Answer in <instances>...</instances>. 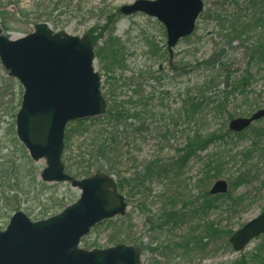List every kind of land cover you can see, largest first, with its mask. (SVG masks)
Instances as JSON below:
<instances>
[{
    "label": "rangeland",
    "instance_id": "rangeland-1",
    "mask_svg": "<svg viewBox=\"0 0 264 264\" xmlns=\"http://www.w3.org/2000/svg\"><path fill=\"white\" fill-rule=\"evenodd\" d=\"M136 1L0 0V29L5 35L26 36L34 31L35 24L41 23L47 24L53 32L92 38L96 45L94 67L102 79L103 96L108 102L109 92L115 95L114 101L131 100L129 105L142 113L141 120L130 119L127 129H120L124 140H120L122 144L118 152L122 157L112 159L126 179L140 177L152 162L176 164L182 156L178 151L184 148L187 137H192L194 131L200 130L198 132L204 138L225 136L210 144L206 152H200L187 167L177 170L180 174L178 179L153 181L142 187H136L137 182L131 181L122 192L129 205L126 216L96 226L82 240L81 248L105 250L116 244L139 247L143 264H241L243 259H246V264H261L260 261L264 260V236L252 241L241 252H235L225 243L223 236L215 240L205 239L204 243L209 244L205 251L186 252L184 245L179 247V244L193 236L196 230L203 231L199 227L204 224L203 220L212 222L218 232L227 233L236 231L264 212V118L241 135L229 131L232 119L250 117L264 109V63L250 59L252 45L260 40L264 44V28L258 32L248 31L241 39L229 43L231 34L227 31L230 26L227 16H236V8L243 10V13L239 12L241 17L244 16V12H248L246 0H202L204 10L194 34L175 47L171 59L163 24L142 13L132 16L120 13L121 7L133 5ZM111 48L123 55L122 64L109 66L108 57L114 54L109 55ZM213 57L218 60L213 66L203 65ZM244 77L248 78V85L243 91L235 89L237 81ZM210 81H215V86L209 96H218L220 101H224L226 113L214 118L208 110L203 122L196 120L194 123L188 119L184 109L185 97L197 86ZM18 93L22 97V87L7 77L0 64V164L6 157L14 158L17 164L25 166L23 153L12 142L10 125L14 119L9 112H4ZM72 141L76 143V137ZM85 141L88 147L91 138ZM72 144L67 153L70 156L78 146ZM90 157L86 155L85 161ZM210 161L217 162L214 167L218 173L215 175V171L209 172L207 165ZM34 164L40 173L46 167L45 160ZM65 164L67 173L77 178H80L77 171L86 170L76 165L69 168ZM91 165L93 173L99 171L111 175V164L106 160L93 156ZM206 170L211 173L210 180H207ZM112 175L116 181L119 179L116 174ZM239 179H242L241 184L237 183ZM218 181L227 182L229 193L225 198L214 197L218 198L217 208L211 209L210 214L201 212L185 224L171 221L162 226L163 230L157 229L165 223L164 211L170 209L174 202L178 209L183 207L182 203H192L194 206L190 208L193 210L201 205L204 194ZM15 187L14 191L19 192L16 199H13L16 192H9V188L0 189L1 231L7 228L17 210L26 214L29 213L27 209L36 210L30 215L31 220L42 218L36 215L43 205L41 195L36 196L34 189ZM50 193L71 197L74 203L80 197V192L68 183L49 190ZM228 195L243 197L240 207L230 213H227L224 203L230 201ZM175 198L178 199L174 201ZM15 200H20L18 209L12 206ZM194 247L192 244L191 248ZM154 249L158 251L155 253Z\"/></svg>",
    "mask_w": 264,
    "mask_h": 264
},
{
    "label": "water",
    "instance_id": "water-1",
    "mask_svg": "<svg viewBox=\"0 0 264 264\" xmlns=\"http://www.w3.org/2000/svg\"><path fill=\"white\" fill-rule=\"evenodd\" d=\"M204 10L202 0H138L121 8L124 15L144 13L156 18L167 31L168 49L193 34ZM95 51L89 37L54 33L47 24L19 39L0 31V61L9 77L24 88L16 116V134L34 162L46 160L41 180L48 184L70 183L81 192L79 200L60 214L32 221L23 211L15 213L0 231V264H142L141 251L128 245L105 250L81 249V240L105 220L125 216L126 198L116 181L98 173L77 180L66 174L62 162L65 131L70 122L106 114L101 77L94 70ZM264 117L238 118L230 130L242 132ZM228 184L218 181L211 195L225 194ZM264 234V213L249 221L231 238L236 252Z\"/></svg>",
    "mask_w": 264,
    "mask_h": 264
},
{
    "label": "trees",
    "instance_id": "trees-1",
    "mask_svg": "<svg viewBox=\"0 0 264 264\" xmlns=\"http://www.w3.org/2000/svg\"><path fill=\"white\" fill-rule=\"evenodd\" d=\"M235 5L239 7L238 2H235ZM245 5L248 12L245 11L244 16H240L239 10L242 13L243 10L238 8L235 9L236 16H233V18L227 16L230 23L227 31L231 34V37L228 39L229 43H232L236 39H241L248 31L255 30L258 32L262 28H264V0H246ZM226 37L228 38L229 35H227ZM250 51L251 60H256L260 64L264 63V44H262L261 40L257 44L252 45ZM109 52V55L114 53L112 56L108 57L109 66L113 67L114 65L122 64L121 60H123V55L120 54L119 51L115 53L114 48H111ZM103 56L105 58V51H103ZM222 57L223 56L221 55V59ZM217 61L215 60V57H213L212 59L203 62V65L211 67ZM237 82L238 83L235 85V89L239 88L241 89V91H243L245 86L248 85L249 81L247 77H244ZM14 83L17 84L16 81H14ZM214 86L215 81H210L204 86H197L194 92H190L186 95L184 100V109L188 115V119L193 120L194 123L196 120H198L199 122H203L204 114H206L208 110L211 111V114H213L214 118L221 117L226 113V103L224 101H220L218 96H209V94L212 93L211 90L212 88H214ZM107 96L109 97V108L107 114L104 117L78 121L69 125L67 129V153L70 149L71 142H73V146H76L77 144L78 146L75 147V150L71 151V156L66 153L65 161L68 164L69 168H73L74 165L86 168V170L82 169V171L79 170L76 172V175L78 177H88L93 175L91 158L95 156V158H101L111 164V175L116 174L119 178L117 182L119 190L121 192H123L127 188L126 186H129V183L134 180L137 182L136 187H142L153 181H173L174 179L179 178L180 174L178 173V171L184 169L191 161V158L196 157L198 152L206 151L207 148H209L210 144L216 141V137L214 135H210L204 138L198 132L200 130L194 131L192 137H187L186 145L183 149L180 150L181 152H183V156L180 157L179 161L176 164L169 163L168 165H166L162 163L152 162L149 163L146 168H144L145 171L142 175H140V177H136L135 179L131 180L126 179L123 176V173L118 171V166L116 162L112 161V159H114L115 157H122L120 152H118V148L119 146L121 147L122 144L120 140H124L121 138V136H124L123 133L120 132V129L122 131L123 129L126 130L127 122L130 119L141 120L142 113H140V110H138L137 107H131L129 105L131 103V100L114 101L115 95L111 92H109ZM20 101V94L18 93V97L15 99V101H11V104L8 106V108H4V112H9L8 114L11 115L12 120L15 118L16 112L20 106ZM141 102L144 103L143 99L141 100ZM143 107L145 108L146 105L143 104ZM10 127L12 142L19 149V151L23 153V157L26 159V165L24 166L23 164H21L23 165L21 166L20 164L16 163V160L14 158H6L4 156L5 162L0 164V189L9 188V192H16V195L13 199L18 198L19 196V192L14 191L16 188L15 186H17L18 188L24 186V188H26L27 190L34 189L36 196L41 195V199L43 202V205L39 208L38 214L36 215L41 216L42 218H47L57 214L59 211L73 202L71 200V197L69 198L66 195L60 197V195H58L57 193L48 194L49 190H53L60 185L50 187L47 184L38 181L37 178L40 173L39 170L36 168V165L29 159L24 147L21 146L15 139L14 124L12 122ZM75 137L76 143L72 141ZM89 137L91 138V142L87 147L85 140ZM86 147L87 149H85ZM86 155L91 156L89 161H85ZM215 163L217 162L210 161L207 165L209 168V172L215 171L214 175L218 173L214 167ZM209 172L206 170V177L208 176L207 180H210L211 178V173ZM241 180L242 179H239L237 183L241 184ZM11 181H14V184H11ZM3 192L5 194L6 191ZM69 196H72L73 198V195L69 194ZM228 197L230 198V201L228 203L224 202L226 205L227 213L234 212L240 207L239 205L243 201V198H234L229 195ZM177 199L178 198H175L174 201H176ZM217 199L218 198L211 197L207 191L204 194L203 202L201 203V205L198 207H194L193 210H191L190 208L191 206H194V204L192 203H182L183 207L181 209H178L176 202H174L173 206L170 209L164 211L163 220L165 221V223H161L160 227L157 229L163 230L164 227L162 226L171 221L175 222L176 224H185L187 220L191 218H193L194 220L195 218H197L201 214V212H205L206 215L207 213L210 214L211 209L217 208V206L215 205ZM183 202H187V200H183ZM12 206L18 209V207L21 206L20 200H15ZM186 210L187 212H185ZM27 211L29 212L28 214L30 216L31 214H34L36 210L27 209ZM202 222L204 224L200 225L199 227H201L203 231L197 232L196 228H194V231L196 230L194 232V235H191L183 244H179V247H182V245H184L183 248L186 252L196 250L205 251L209 246L208 243H204L205 239L215 240L221 236L224 237L225 243L228 244L227 239L232 235V230L227 233H220L218 232V230H216V227L212 222H204V220ZM120 232L121 231H119L118 233ZM192 244H194V246L196 247L191 248ZM157 251L158 249L153 250V252L155 253ZM245 261L246 259H243L240 261V263L244 264ZM260 262L261 264H264V260Z\"/></svg>",
    "mask_w": 264,
    "mask_h": 264
}]
</instances>
